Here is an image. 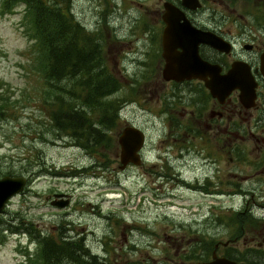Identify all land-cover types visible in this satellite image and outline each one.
<instances>
[{
    "label": "rangeland",
    "instance_id": "obj_1",
    "mask_svg": "<svg viewBox=\"0 0 264 264\" xmlns=\"http://www.w3.org/2000/svg\"><path fill=\"white\" fill-rule=\"evenodd\" d=\"M70 1L72 14L96 34L109 70L114 73L121 58L120 67L126 65L132 74V50L147 48L139 30L158 1ZM26 11L24 2L6 7L0 0V94L2 104L8 103L0 118V178L28 179L0 213V264H40L41 246L33 231L56 240H84L91 254L110 255L113 264H186L189 256L198 258L208 243L214 248L218 241H232L221 245L219 253L264 264V251L258 249L264 244L253 237L259 226L247 222L239 231L243 194L207 193L203 161L188 156L189 163L181 166L176 150L167 152L161 140L169 131L159 100L145 97L144 84L134 77L120 79V91L108 97L120 105L108 151L91 155L55 131ZM136 98L145 100L139 105ZM129 124L144 130L147 141L142 165L124 170L118 136ZM166 159L183 171L189 184L164 179ZM253 182L245 183V189L250 191ZM57 192L71 195L68 206L51 205ZM256 201L263 202L264 195H256ZM252 210L256 216L264 214L256 206Z\"/></svg>",
    "mask_w": 264,
    "mask_h": 264
},
{
    "label": "flooded vegetation",
    "instance_id": "obj_2",
    "mask_svg": "<svg viewBox=\"0 0 264 264\" xmlns=\"http://www.w3.org/2000/svg\"><path fill=\"white\" fill-rule=\"evenodd\" d=\"M157 1V8L139 30L147 46L145 52L132 50L135 71L131 74L126 65L120 67V58L113 75L118 80L128 75L134 77V81L144 84L145 97L159 100L165 116L163 125L169 131L161 142L167 152L176 150L181 166L185 161L189 163L188 156H197L203 161L208 170L204 178L207 193L243 194L241 225L257 224L260 228L253 237L262 246L264 214L256 216L252 207L264 211V201H256V195H264V0ZM166 4L179 8L178 13L200 32L194 38L181 36V44L172 54L165 52L163 44L168 26L164 18L168 13ZM185 19L181 18L178 23H184ZM178 30L188 32L184 27ZM191 39L196 44L188 46L186 42ZM166 54L175 59L178 67L170 76L166 69L170 58ZM183 72L195 75L183 78ZM174 73L177 77H172ZM133 100L142 105L145 99ZM162 168L164 179L189 184L183 180V171L170 159L164 161ZM248 181H255L250 191L244 187ZM221 242L215 244L210 256L191 255L184 263L212 260L217 244V256H225L219 253ZM106 256L98 257L113 264L110 255Z\"/></svg>",
    "mask_w": 264,
    "mask_h": 264
},
{
    "label": "trees",
    "instance_id": "obj_3",
    "mask_svg": "<svg viewBox=\"0 0 264 264\" xmlns=\"http://www.w3.org/2000/svg\"><path fill=\"white\" fill-rule=\"evenodd\" d=\"M18 2L27 6L28 32L35 41L36 61L51 98L53 128L91 155L108 151L120 107L108 97L119 92L121 85L105 63L96 34L72 14L70 0H5V6ZM7 105H0V118ZM239 227L241 231L243 226ZM33 233L41 246L40 264H107L91 254L84 240H56ZM212 244L206 245L200 257L211 255ZM227 256L246 262L230 253Z\"/></svg>",
    "mask_w": 264,
    "mask_h": 264
},
{
    "label": "water",
    "instance_id": "obj_4",
    "mask_svg": "<svg viewBox=\"0 0 264 264\" xmlns=\"http://www.w3.org/2000/svg\"><path fill=\"white\" fill-rule=\"evenodd\" d=\"M190 1L191 0H184L185 3H190ZM166 8L168 10V13L165 15L164 18L167 21L168 26L164 32L163 44L165 47V52L166 53L171 52L172 54V52L175 50L177 45L181 44L180 43L181 36H184L186 34L194 38L200 32L189 25L188 21L185 19L183 14L178 13L181 12L179 8L171 4H166ZM181 18L185 19L184 23L182 24L178 23V21ZM179 27H184L188 32L181 33L178 30ZM188 27H190L189 30ZM186 43L190 44L188 46H192L196 44V40L191 39L188 40ZM166 55L167 58L169 59L170 56L168 54ZM166 69L169 71V76L172 70L175 71L178 69L174 58H170V62L168 66H166ZM193 75L195 74L192 72H183V78L192 77ZM172 77H177V74L176 73L172 74ZM207 85L211 87L209 83H207ZM145 142H146V135L144 131L141 130L140 128L133 125H127L122 129L118 137V143L120 145V161H121L120 167L122 169H124L129 163H133L135 165L141 164L142 158L140 151L143 149ZM26 184H27V178L25 176L5 175L0 178V212L4 210V208L7 206V203L10 201L12 197H14L16 194L20 193L24 189ZM69 203L70 200L68 198V194L66 193L54 194V199L51 201L52 205L59 207H66ZM224 245H227V243H224ZM216 247H218V245H216ZM197 264H249V263H240L237 262L236 260L230 259L225 256H217L215 251L213 254V259L211 261L200 262Z\"/></svg>",
    "mask_w": 264,
    "mask_h": 264
},
{
    "label": "bare ground",
    "instance_id": "obj_5",
    "mask_svg": "<svg viewBox=\"0 0 264 264\" xmlns=\"http://www.w3.org/2000/svg\"><path fill=\"white\" fill-rule=\"evenodd\" d=\"M120 135V134H119ZM119 137V136H118Z\"/></svg>",
    "mask_w": 264,
    "mask_h": 264
}]
</instances>
